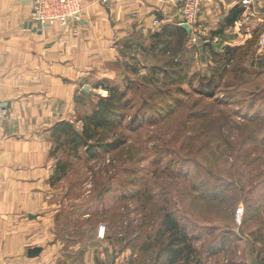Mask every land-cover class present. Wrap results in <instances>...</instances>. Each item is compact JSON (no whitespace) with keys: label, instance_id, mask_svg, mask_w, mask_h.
<instances>
[{"label":"rangeland","instance_id":"374dc122","mask_svg":"<svg viewBox=\"0 0 264 264\" xmlns=\"http://www.w3.org/2000/svg\"><path fill=\"white\" fill-rule=\"evenodd\" d=\"M178 1L182 27L187 1ZM225 2L202 0L197 23L169 49L151 36L166 24L158 15L142 26L147 37L120 40L105 82L124 92L121 113L97 132L120 145L90 156L52 140V154L67 161L55 176L63 200L55 231L69 249L91 245L99 264H264V30L215 27L221 13L209 22L206 12ZM235 31L249 36L243 45ZM167 214L192 246L179 259L164 249Z\"/></svg>","mask_w":264,"mask_h":264},{"label":"crops","instance_id":"0c3cea01","mask_svg":"<svg viewBox=\"0 0 264 264\" xmlns=\"http://www.w3.org/2000/svg\"><path fill=\"white\" fill-rule=\"evenodd\" d=\"M239 2L229 0L221 8L217 2L206 17L214 21L220 12L219 22L212 23L231 31L240 24L264 30V0L249 11ZM157 4L86 1L84 21L74 35L32 23L28 0H0V264H99L91 245L78 253L77 244L70 248L74 253L56 236L63 200L50 129L62 120L77 121L85 98L103 89L98 82L111 77L122 38L147 37L142 26H150L155 15L163 23L178 21L181 2ZM237 34L235 41L243 45L249 36ZM36 246L41 253L30 257L28 250Z\"/></svg>","mask_w":264,"mask_h":264},{"label":"trees","instance_id":"16d2710c","mask_svg":"<svg viewBox=\"0 0 264 264\" xmlns=\"http://www.w3.org/2000/svg\"><path fill=\"white\" fill-rule=\"evenodd\" d=\"M240 11H238L239 13ZM241 13V12H240ZM237 14L233 15V19H228V22L235 21ZM174 25V26H172ZM167 35L170 40H163L161 36ZM175 35L180 36L182 39L187 36V31L174 23H166L162 25L159 30L151 34L152 38L158 41H164L166 49L170 48L171 39ZM229 50H234L229 48ZM225 66V65H224ZM184 78V76H181ZM105 80L98 82V86L105 87L108 90L107 96L98 95V99L93 102V108L90 112L80 113L77 117V121L83 122L81 129L77 128V121L62 120L51 127V137L56 143V149H60L62 146L69 145L70 148L76 153L80 147H84L86 152L90 156L98 155L102 151H107L113 148L115 145H120V140L112 143H105L97 136L99 129L111 128L116 122V117L121 113V101L124 97V92H121L118 86L109 85ZM87 96L86 91H83ZM93 93L89 94L87 98H90ZM86 98L84 103L86 102ZM91 101V100H90ZM54 149L52 148V153ZM67 161L58 159L56 162L55 174L57 178L66 172ZM165 227L162 232V228ZM161 228V235L168 239L165 246V251L176 257V259L184 256L185 251L192 249L191 244L188 243V234L184 229L179 227L178 221L171 215H165ZM160 233V232H159ZM166 233L169 235L166 236Z\"/></svg>","mask_w":264,"mask_h":264},{"label":"built area","instance_id":"2783aa9c","mask_svg":"<svg viewBox=\"0 0 264 264\" xmlns=\"http://www.w3.org/2000/svg\"><path fill=\"white\" fill-rule=\"evenodd\" d=\"M106 4L110 0H28L30 11V20L42 29H50L55 26H59L62 30H70L74 35L79 33L81 23L84 21L87 5L85 2ZM174 1V0H163ZM176 1V0H175ZM187 8L185 10L186 20L182 23H186L190 26V31L193 25L197 23V17L200 11V5L202 0H186ZM229 1V0H227ZM241 6L246 10H252L253 8L260 7L259 0H239ZM158 19L154 20V26L159 25ZM146 29V28H145ZM146 30H143L146 33ZM198 37L193 38L196 42ZM217 38L215 39V41ZM242 219V212L237 213V220ZM102 236L105 235V226L100 229Z\"/></svg>","mask_w":264,"mask_h":264},{"label":"water","instance_id":"95a60500","mask_svg":"<svg viewBox=\"0 0 264 264\" xmlns=\"http://www.w3.org/2000/svg\"><path fill=\"white\" fill-rule=\"evenodd\" d=\"M182 27L185 28L187 31H190V27H189L188 24L183 23V24H182ZM84 89H85L86 91H89L88 86H85ZM41 251H42V247H40V246H36V247L30 248V249L28 250V255H29L30 257H35V256H38V255L41 253Z\"/></svg>","mask_w":264,"mask_h":264}]
</instances>
